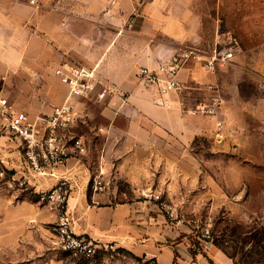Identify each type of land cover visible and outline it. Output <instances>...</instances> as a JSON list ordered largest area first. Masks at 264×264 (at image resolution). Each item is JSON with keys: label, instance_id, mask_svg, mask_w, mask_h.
<instances>
[{"label": "rangeland", "instance_id": "obj_1", "mask_svg": "<svg viewBox=\"0 0 264 264\" xmlns=\"http://www.w3.org/2000/svg\"><path fill=\"white\" fill-rule=\"evenodd\" d=\"M45 1L36 0L43 12L49 7ZM94 1L67 0L65 7L70 14L82 15L83 21L72 19V23L99 43L107 39L106 32H117L134 38L135 46L146 40L150 46L164 42L171 48L208 53L220 45L237 46L230 62L214 72L201 68L207 77L189 82L182 90L192 109L219 98L217 112L202 115L212 119L207 133L183 148L167 142L158 153L174 162L173 177H151L152 185L141 189L137 200L145 199L143 193H162L185 220L180 226L192 237L202 238L208 229L209 240L237 264H264V223L260 220L264 213V0H120V8L108 18H104V7L88 11ZM59 9L65 11L63 4ZM48 77L45 86L31 70L0 73V96L30 113H36L38 106L61 103L59 82ZM114 92L123 100L130 94ZM100 103L80 101L82 118L73 128L78 135L89 134L91 144L99 139L98 126L106 124ZM87 113L89 119H85ZM116 143L121 148L125 141L120 137ZM239 169L243 177H253L250 185H244L253 193L242 191L226 202L213 198L206 179L213 178L221 188L222 178L239 177ZM92 179L88 184L93 191ZM105 181L107 191H117L118 203L133 200L132 187L123 177ZM52 225L51 214L37 197L27 198L0 180V264H160L157 257L124 247L98 250L91 257L64 251L57 245Z\"/></svg>", "mask_w": 264, "mask_h": 264}, {"label": "crops", "instance_id": "obj_2", "mask_svg": "<svg viewBox=\"0 0 264 264\" xmlns=\"http://www.w3.org/2000/svg\"><path fill=\"white\" fill-rule=\"evenodd\" d=\"M112 1L113 5H108ZM45 2L49 7L43 12L36 2L0 0V73L12 75L13 72L31 70L39 83L46 86L49 74L51 79H57L55 67L63 61H71L87 68L96 67L101 82L117 92L130 93L124 100L114 94L100 103L105 108L101 111V118L106 119V124L98 126L95 132L99 139L91 144L89 134H80L89 146L88 153L56 169L58 177L67 175L72 179L74 191L69 210L75 232L103 245L113 243L116 247L157 257L160 264H237L215 244L206 246L202 241L197 242L198 236L192 237L187 229L168 220L151 199L137 200L141 189L146 190L152 185L151 177H160L159 180L173 177L174 162L158 151L166 148L167 142L182 148L192 144L196 137L207 133L212 120L188 112L193 107L189 106L185 91L161 97L155 87L140 80L141 67L157 68L176 49L164 42L150 46L146 40H139L135 46L134 38L118 36L117 32L114 35L106 32L107 39L99 43L72 23V19L81 22L83 17L70 14V9L65 7L67 0ZM119 3L120 0H95L88 11L104 7V18H108L109 14H116ZM60 4L65 11L59 9ZM201 68L205 69L199 60H191L182 69L180 79L185 87L189 82L207 77ZM59 83L62 102L67 89ZM49 99L48 95L47 101ZM50 110L51 105L38 106L36 113ZM86 118H90V113ZM120 137L125 141L121 148L116 143ZM0 157L13 166L21 162L16 146L6 139H0ZM241 172L239 169V177H223L221 188L216 187L213 178L214 183L206 179L212 187L211 196L229 201L233 195L241 196L242 191L250 189L253 193L248 186L244 188V185H250L253 177H243ZM97 175H102L104 180L123 177L132 187L133 200L118 203L115 190L92 191L88 183ZM29 177L37 190L49 189L57 183V178L35 174ZM2 181L10 186L6 180ZM11 188L24 193L27 198H36L32 192ZM47 210L54 224L56 214ZM260 220L264 223V213ZM199 242L200 247H197Z\"/></svg>", "mask_w": 264, "mask_h": 264}, {"label": "built area", "instance_id": "obj_3", "mask_svg": "<svg viewBox=\"0 0 264 264\" xmlns=\"http://www.w3.org/2000/svg\"><path fill=\"white\" fill-rule=\"evenodd\" d=\"M30 2L35 4L36 0ZM236 52L235 44L217 46L209 53L198 48H177L157 68L141 67L139 77L146 85L155 87L159 96L165 97L185 88L180 73L189 61L199 60L207 71L214 72L218 66L230 62ZM54 75L66 87L67 94L61 103L51 106L49 112L31 114L16 108L8 97L0 96V139L13 143L21 157V162L16 166L0 157V180H6L11 187L32 192L40 203L56 214L57 220L52 225V232L60 249L91 257L98 250H115L116 246L113 243L103 245L91 237L75 232L74 220L69 210V201L74 191L72 179L67 175L58 177L56 169L89 151L86 140L73 129L82 118L78 110L80 101L102 102L115 92L100 81L96 67L87 68L71 61H63L55 67ZM219 105V98L216 97L212 99V103H201L188 112L210 116L217 112ZM30 174L57 178V183L49 189L37 190L30 180ZM92 184L96 192L105 191L108 186L102 175L94 176ZM142 196L154 201L159 211L171 222L179 226L185 223L174 205L162 193H143ZM202 237L205 242H212L209 240L208 229L202 232Z\"/></svg>", "mask_w": 264, "mask_h": 264}, {"label": "flooded vegetation", "instance_id": "obj_4", "mask_svg": "<svg viewBox=\"0 0 264 264\" xmlns=\"http://www.w3.org/2000/svg\"><path fill=\"white\" fill-rule=\"evenodd\" d=\"M202 238H203V237H202ZM202 238H201V237H197V239H196L197 242H198V241L205 242V240H203L204 238H203V239H202ZM198 246L200 247V242L197 244V247H198Z\"/></svg>", "mask_w": 264, "mask_h": 264}, {"label": "water", "instance_id": "obj_5", "mask_svg": "<svg viewBox=\"0 0 264 264\" xmlns=\"http://www.w3.org/2000/svg\"><path fill=\"white\" fill-rule=\"evenodd\" d=\"M205 243V245L207 246V245H212L213 244V242H204Z\"/></svg>", "mask_w": 264, "mask_h": 264}]
</instances>
